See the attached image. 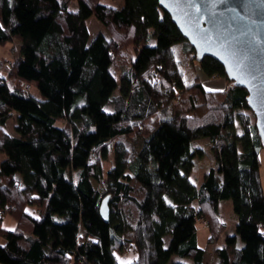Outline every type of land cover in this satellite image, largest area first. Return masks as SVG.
Listing matches in <instances>:
<instances>
[{"label":"trees","instance_id":"obj_1","mask_svg":"<svg viewBox=\"0 0 264 264\" xmlns=\"http://www.w3.org/2000/svg\"><path fill=\"white\" fill-rule=\"evenodd\" d=\"M90 17L106 35L89 40ZM14 42L0 61V264H119L125 250L130 264H203L196 223L216 243L226 200L237 223L218 264H264V146L247 93L213 59L196 62L157 0H0V46ZM195 66L226 87L205 89ZM14 112L17 137L1 128ZM202 139L209 161L192 144Z\"/></svg>","mask_w":264,"mask_h":264},{"label":"water","instance_id":"obj_2","mask_svg":"<svg viewBox=\"0 0 264 264\" xmlns=\"http://www.w3.org/2000/svg\"><path fill=\"white\" fill-rule=\"evenodd\" d=\"M157 5L193 47L198 64L213 59L231 86L246 91L264 146V0H179V5L177 0H157ZM108 198L98 209L106 224Z\"/></svg>","mask_w":264,"mask_h":264},{"label":"rangeland","instance_id":"obj_3","mask_svg":"<svg viewBox=\"0 0 264 264\" xmlns=\"http://www.w3.org/2000/svg\"><path fill=\"white\" fill-rule=\"evenodd\" d=\"M101 3L103 5L106 6H110L113 5L114 7H116L117 9H121L123 7V3L124 0H101ZM70 9L72 11H77V5L76 3H73L70 6ZM87 29H89V40L92 41V39H94L95 37H97L98 35H100V33H103L106 35V31L105 29L102 28V26L98 23V21L94 18V17H90L89 20L87 21ZM152 35V30H149L148 33V37L150 38V45L151 46H155V39H151ZM18 48H19V44L17 42L14 43H6L4 44V46H0V61L2 60H6V61H12L13 59H15V56L17 55L18 52ZM8 57V58H5ZM197 68V66H195ZM198 77L201 78V82L202 85L204 86L205 89H212V91H220L221 89H224L227 85V82L225 81V79L221 78V79H217V78H206L203 73L201 72V70L199 68H197L196 70ZM2 76H4V73H1ZM28 89L30 90V94L32 96H35L36 98H40V96L38 95L36 89L32 88L30 89V87H28ZM209 91V90H208ZM108 111H111L110 108H107ZM16 117L17 114L14 112L12 113V116L9 118V120L7 121V123L2 126L1 128L8 134H10L13 137H17L16 131L14 130V127L16 126ZM239 129V124H237L236 126ZM193 147H198L200 146L201 148H203L204 150V154H205V158L204 160L209 161L210 158L209 157H214V153H212L211 151L213 150L212 148V144L209 143L208 140L206 139H202L199 141H195L192 143ZM240 149V147H238ZM6 156L3 153H0V161L5 159ZM259 162H260V168H259V173L261 176V184L263 186V192H264V150H260L259 152ZM202 173L201 171H197L195 172L192 176V178L197 182L199 179H201L202 176H200ZM93 184V188L96 189V184L94 182H92ZM166 202V201H165ZM219 211L221 213L222 218H225V226H226V231L225 233L222 235L221 240L219 241V243L221 244L225 238L230 235V234H235V224H234V220H237V218L235 217L232 207H231V202L229 200L226 201H221L219 203ZM220 217V216H219ZM221 218V217H220ZM16 220L13 216L10 215H4V217L2 218L1 221V227L6 230L11 232L12 230H14L16 227ZM203 227H205L203 225ZM196 230H198L199 232V238H200V246L201 248H206V244L204 241V236L206 235L205 231H202L201 229V223L197 222L196 223ZM5 243L4 238L0 237V247ZM125 260L123 262H125V264H130L132 263V261L136 258V254L131 251L129 253L125 252ZM118 258L120 259V256H118ZM122 261V260H121ZM121 261L119 260V264H121ZM175 263H182V264H192V262H190V260L188 258L186 259H181L177 256H174L170 259L169 264H175Z\"/></svg>","mask_w":264,"mask_h":264},{"label":"crops","instance_id":"obj_4","mask_svg":"<svg viewBox=\"0 0 264 264\" xmlns=\"http://www.w3.org/2000/svg\"><path fill=\"white\" fill-rule=\"evenodd\" d=\"M5 58H8V57H5ZM196 148H198V149H203V148H201L200 146H198V147H196ZM205 158V157H204ZM203 158V159H204ZM202 163V162H201ZM200 162L198 163V165H200L201 164ZM205 166L202 164V165H200V167H199V171H201V175L200 176H202L201 177V179H199L197 182L193 179V182H194V184L195 185H198L200 182H202L203 181V179H204V177H205ZM197 170V171H198ZM196 171V172H197ZM218 207H219V204H218ZM219 216L222 218V216H221V213H220V211H219ZM222 222L224 223V232L221 234V236H220V238L218 239V241L216 242V243H212V244H210V243H208V237H209V232H208V230H205V229H203V227L201 226V229H202V231H205L206 232V235L204 236V241L203 242H205V244L207 245L206 246V248H201V246H200V238H199V232L197 231V237H196V240H197V244H198V246L205 252L204 253V256H203V259H202V262H203V264H218L219 263V261L215 258V256L213 255V250L215 249V248H218V247H220V246H225V244H226V242H227V239H228V237H234L235 236V234L233 235V234H230V235H228L226 238H225V240L220 244L219 243V241L221 240V237H222V235L225 233V231H226V226H225V218H222ZM236 223H237V220H234V224L236 225ZM135 260V259H134ZM133 260V261H134Z\"/></svg>","mask_w":264,"mask_h":264},{"label":"built area","instance_id":"obj_5","mask_svg":"<svg viewBox=\"0 0 264 264\" xmlns=\"http://www.w3.org/2000/svg\"><path fill=\"white\" fill-rule=\"evenodd\" d=\"M214 143H215L214 147H215L217 152H220L225 147V142H222L221 140H217ZM125 252H126V250H125Z\"/></svg>","mask_w":264,"mask_h":264},{"label":"snow or ice","instance_id":"obj_6","mask_svg":"<svg viewBox=\"0 0 264 264\" xmlns=\"http://www.w3.org/2000/svg\"><path fill=\"white\" fill-rule=\"evenodd\" d=\"M160 2L163 4L164 0H160ZM177 4L179 5V0H177ZM193 7H195V5H192ZM197 11H199V9L197 8ZM187 15V13H185ZM206 37V33L204 34ZM209 91H212V89H208ZM105 111H107V109H105ZM37 219H39V217H37ZM121 264H125V262L121 261Z\"/></svg>","mask_w":264,"mask_h":264}]
</instances>
